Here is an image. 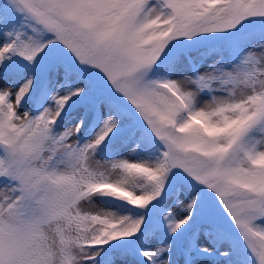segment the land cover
I'll return each instance as SVG.
<instances>
[{
	"label": "snow or ice",
	"instance_id": "1",
	"mask_svg": "<svg viewBox=\"0 0 264 264\" xmlns=\"http://www.w3.org/2000/svg\"><path fill=\"white\" fill-rule=\"evenodd\" d=\"M0 264H264V0H0Z\"/></svg>",
	"mask_w": 264,
	"mask_h": 264
}]
</instances>
